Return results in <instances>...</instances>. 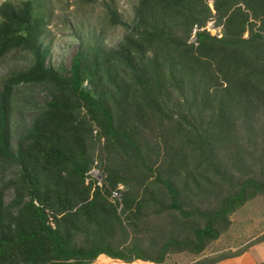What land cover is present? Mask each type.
Masks as SVG:
<instances>
[{
    "label": "trees",
    "instance_id": "obj_1",
    "mask_svg": "<svg viewBox=\"0 0 264 264\" xmlns=\"http://www.w3.org/2000/svg\"><path fill=\"white\" fill-rule=\"evenodd\" d=\"M108 13L121 43L84 40L58 70L43 1L0 4V58L33 57L0 89V264L200 256L264 194V0H138L132 22ZM96 165L102 187L86 183Z\"/></svg>",
    "mask_w": 264,
    "mask_h": 264
},
{
    "label": "rangeland",
    "instance_id": "obj_2",
    "mask_svg": "<svg viewBox=\"0 0 264 264\" xmlns=\"http://www.w3.org/2000/svg\"><path fill=\"white\" fill-rule=\"evenodd\" d=\"M4 1L0 0V4ZM45 5L47 28L43 37L50 48L48 66L67 70L82 41L99 42L106 47H115L125 36L122 26H115L108 18V11L115 10L122 20L132 22L138 0H42ZM212 5L213 0H208ZM109 6V8H108ZM215 34V21L207 25ZM206 27V28H207ZM205 28V29H206ZM247 36V35H246ZM32 53L24 48L0 58V89L4 79L27 70L32 63ZM33 94V95H32ZM20 91L19 98L41 103L42 94ZM32 113L16 114L13 123L15 135H19L32 118ZM230 229L214 241L200 256L188 252L171 254L163 264H196L204 260L208 264H222L226 258L241 256L255 244L264 240V194L248 201L231 215ZM142 264V263H136Z\"/></svg>",
    "mask_w": 264,
    "mask_h": 264
},
{
    "label": "crops",
    "instance_id": "obj_3",
    "mask_svg": "<svg viewBox=\"0 0 264 264\" xmlns=\"http://www.w3.org/2000/svg\"><path fill=\"white\" fill-rule=\"evenodd\" d=\"M222 264H264V241L245 250L241 256L226 258Z\"/></svg>",
    "mask_w": 264,
    "mask_h": 264
},
{
    "label": "built area",
    "instance_id": "obj_4",
    "mask_svg": "<svg viewBox=\"0 0 264 264\" xmlns=\"http://www.w3.org/2000/svg\"><path fill=\"white\" fill-rule=\"evenodd\" d=\"M208 29V27L206 28ZM198 28L196 27L193 32V37L191 39L192 42H195L196 33L198 32ZM205 30V29H204ZM94 182L95 186L102 187L103 186V176L101 171L97 168V165L86 174V183L89 184ZM124 190V186H119L118 190H115L111 194V201L114 203L116 201L121 202V192ZM122 209V205L120 206V210Z\"/></svg>",
    "mask_w": 264,
    "mask_h": 264
}]
</instances>
